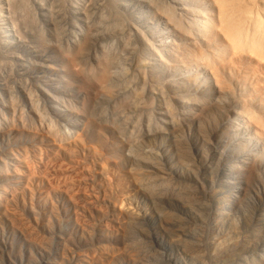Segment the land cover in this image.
Returning <instances> with one entry per match:
<instances>
[{
	"label": "rangeland",
	"instance_id": "374dc122",
	"mask_svg": "<svg viewBox=\"0 0 264 264\" xmlns=\"http://www.w3.org/2000/svg\"><path fill=\"white\" fill-rule=\"evenodd\" d=\"M118 1L0 0V264H264V0Z\"/></svg>",
	"mask_w": 264,
	"mask_h": 264
},
{
	"label": "bare ground",
	"instance_id": "6f19581e",
	"mask_svg": "<svg viewBox=\"0 0 264 264\" xmlns=\"http://www.w3.org/2000/svg\"><path fill=\"white\" fill-rule=\"evenodd\" d=\"M66 1H68L67 2V5H66V8H65V10H66V12H68V14H71V13H73V10H74V5H75V0H66ZM104 9H103V13H101L100 14V19L102 20V21H105V20H107L109 17H113L114 18V20H115V25L114 26H112L111 28H109V29H112V31H114L115 29H121L124 25H127V21H128V17L127 16H124V15H122L118 10H117V7H118V5L120 4L119 3V1L118 0H105V2H104ZM24 7L26 6V3H24V5H23ZM33 17H35V16H33ZM100 19H99V21H100ZM226 23V22H225ZM38 24H40L41 25V21H39V23ZM228 25V24H227ZM93 27V26H92ZM236 28V27H235ZM233 29V28H232ZM91 28L89 29V31H88V33H85V34H83L82 35V37H80L79 38V40H74L75 42H74V45H79L80 43H81V41L83 40V38H87V37H89V40H90V38L92 39V33H91ZM85 32V31H84ZM83 32V33H84ZM109 32V31H108ZM110 32H111V30H110ZM234 32V31H233ZM229 33V32H228ZM94 35V34H93ZM232 35V34H231ZM241 35V34H240ZM73 36V35H72ZM3 37V39H1V41H0V44L3 46V47H7V45H8V43L6 42V40H7V38H6V35L4 36H2ZM74 37V36H73ZM230 38V37H229ZM232 38H233V35H232ZM74 39V38H73ZM230 40H231V38H230ZM234 41H236L235 40V38H234ZM239 41V40H238ZM249 41V40H248ZM242 42V41H241ZM121 43V42H120ZM235 44V43H234ZM239 44V43H238ZM242 44V43H241ZM246 44V43H245ZM252 44V43H251ZM250 43H249V45H251ZM260 44V43H259ZM258 44V45H259ZM233 45V44H232ZM254 45V44H253ZM257 45V46H258ZM244 46V45H243ZM256 46V47H257ZM234 47H235V45H234ZM238 47V46H237ZM242 47V46H241ZM245 47H246V45H245ZM250 47V46H249ZM236 48V47H235ZM239 48V47H238ZM238 48H236V49H238ZM247 48V47H246ZM235 49V50H236ZM241 49V48H240ZM239 51V50H238ZM241 51V50H240ZM249 51V50H248ZM254 53V52H253ZM263 54H261V56H262ZM120 56V55H119ZM105 58H104V61L102 62V66H101V73H100V75H97L96 77H95V79H98V80H100V82H104V81H102L104 78H105V76H111L110 74H112V72H111V67L114 65V64H116V58L115 57H113V56H107V55H105L104 56ZM116 66H117V64H116ZM118 67V66H117ZM121 67V66H120ZM114 71V70H113ZM91 72V71H90ZM91 74V73H90ZM122 75V73L121 72H118L117 73V75H115V76H121ZM94 80V79H93ZM101 83V85L104 87V85ZM103 90H106L105 88L103 89ZM159 185V184H158ZM157 185V186H158ZM156 186V185H155ZM152 187H153V185H152ZM151 187V188H152ZM159 187L160 188H163V185H159ZM157 188V187H156ZM155 188V189H156ZM180 200V199H179ZM182 202V201H181ZM190 204V203H189ZM198 211H196L194 208H193V211H192V214L194 215V217H196V218H199L200 216H202L201 214L202 213H200V214H198L197 213ZM200 212V211H199ZM191 214V215H192ZM201 219H206L207 217H200ZM205 219H204V221H205ZM208 223V222H207ZM207 223H206V225H203V227L202 228H200L199 230H196V229H194L193 230V232H194V234H193V236H194V239H195V237H199V238H201V237H203V239L207 242V236H208V234H209V230L207 229ZM211 224V223H210ZM190 229V228H189ZM216 231H217V235H218V233H220L221 232V228L219 227V226H216ZM192 232V233H193ZM192 236V235H191ZM214 236H215V234H214ZM209 237V236H208ZM210 237H213V235L210 233ZM191 242V241H190ZM206 244V243H205Z\"/></svg>",
	"mask_w": 264,
	"mask_h": 264
}]
</instances>
